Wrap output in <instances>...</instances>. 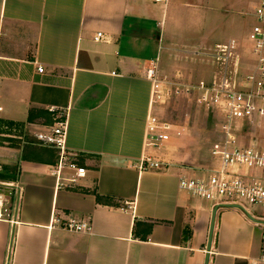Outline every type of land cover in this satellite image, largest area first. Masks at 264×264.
<instances>
[{"label":"crops","instance_id":"obj_1","mask_svg":"<svg viewBox=\"0 0 264 264\" xmlns=\"http://www.w3.org/2000/svg\"><path fill=\"white\" fill-rule=\"evenodd\" d=\"M179 3L0 0V133L13 137L0 138V213L14 216L13 223L0 219V264H258L261 227L238 209H217L207 252L214 206L178 187L179 178L206 170L139 169L143 156L157 158L144 147L151 63L171 80L199 83L215 72L201 58L214 46L187 51L194 30L186 36L176 24L166 31L170 5L178 15ZM184 103L174 99L157 112L184 122ZM50 107L67 110L65 152L85 170L70 186H59L51 171L58 151L32 137L51 126ZM52 215L90 231L50 227Z\"/></svg>","mask_w":264,"mask_h":264},{"label":"built area","instance_id":"obj_2","mask_svg":"<svg viewBox=\"0 0 264 264\" xmlns=\"http://www.w3.org/2000/svg\"><path fill=\"white\" fill-rule=\"evenodd\" d=\"M248 15L254 24L248 33V45L245 48L230 39L224 44L216 45L210 53L202 54L201 58L208 59L214 66L218 63L219 66L218 71L207 81L193 83L182 77L167 79L159 73L157 64L151 63V67L145 72L150 83V98L145 119L144 147L156 153L172 137L180 138L189 132L188 122L175 125L163 120L157 112L158 108L174 99L183 98L189 109L194 108L214 117V140L209 151L213 166L206 170L205 177L179 178L178 187L193 198L208 202L214 207L238 206L244 214L248 213L257 221L264 222L263 216L256 217L244 207L264 210V180L257 174L264 170V149L240 145L238 135L233 131L238 125L242 128L244 124L252 126L255 121L260 124L264 120V0H258ZM100 37L101 34L98 33L94 40L97 41ZM238 48H243V51L246 50L254 57L252 70L247 73L239 74V60L235 55ZM37 73H43L42 67H37ZM47 111L52 120L51 126L32 134V137L39 146L58 151L57 163L51 171L57 175L59 186H70L84 176L85 170L70 160L65 152L67 110L50 107ZM0 138L13 137L0 133ZM161 166L158 158L145 155L140 159L139 169H159ZM1 168L2 163L0 172ZM62 170L67 171L70 176L62 177ZM2 203L0 195V208ZM3 217L14 222V216L8 210L0 213V219ZM256 225L261 227L257 261L258 264H264V224ZM50 227L75 233L90 231L87 223H78L72 219L61 221L53 215Z\"/></svg>","mask_w":264,"mask_h":264},{"label":"rangeland","instance_id":"obj_3","mask_svg":"<svg viewBox=\"0 0 264 264\" xmlns=\"http://www.w3.org/2000/svg\"><path fill=\"white\" fill-rule=\"evenodd\" d=\"M257 1L258 0H181L179 6L182 5V7L180 6L178 15L170 5L165 23L166 31H175L176 24H178V30L186 36L188 33L193 35L192 30H194L196 35L193 36V44H189V47H192L187 51H193L198 44L211 45L215 48L216 44H224L230 38L240 43L243 45V48H245L246 45H248V33L254 24V21L248 14ZM155 21L161 22V13L158 14V19L156 18ZM151 25V28H153L155 22ZM160 28L161 27L158 26L157 32ZM153 30H156V27ZM166 31L165 37L168 39H165L169 41L170 37L166 35ZM205 53L206 52H204L203 55ZM235 55L238 56L239 60V74L247 73L252 70L254 57L241 48H238ZM196 62H202L200 65L197 64L198 68L204 65L203 61L198 59H196ZM216 64L215 67L213 66L215 72L218 71L219 67L218 63ZM179 100L184 101V105L187 106L183 98L175 99L176 102ZM189 110L188 108V111L183 115V121L189 124V132L180 138L172 137L167 144L156 151L157 158L164 166L176 164L181 165V167L197 168L199 171H205L211 166L209 151L211 143L214 140L212 129L214 128L215 118L206 113L204 114L202 111L199 112V115L197 113L198 116L196 115L194 117V114H189ZM176 113H171L172 117L175 114L176 116H180L178 112ZM184 122L175 121L173 123L177 125L183 124ZM244 125L245 126L242 128H239L238 125L236 126L237 129H233L234 133L238 135L239 144L246 147L252 146L264 149V120L260 124L255 121L252 126H248V124ZM262 176L264 177V172ZM190 177L195 178V176ZM244 207L256 217L263 216L264 218L263 209L258 210V207ZM238 211L244 214L242 210L238 209Z\"/></svg>","mask_w":264,"mask_h":264},{"label":"water","instance_id":"obj_4","mask_svg":"<svg viewBox=\"0 0 264 264\" xmlns=\"http://www.w3.org/2000/svg\"><path fill=\"white\" fill-rule=\"evenodd\" d=\"M222 208H232V209H239L238 206L234 205H227V206H221ZM220 208L218 206L214 207L212 214H211V221H210V226H209V233H208V239H207V252L209 251L210 245H211V238L213 234V227H214V221H215V215L217 212V209ZM246 217L253 223L255 224H264L263 221H257L254 219L252 216H250L248 213H245Z\"/></svg>","mask_w":264,"mask_h":264},{"label":"trees","instance_id":"obj_5","mask_svg":"<svg viewBox=\"0 0 264 264\" xmlns=\"http://www.w3.org/2000/svg\"><path fill=\"white\" fill-rule=\"evenodd\" d=\"M15 171H13V173H14ZM15 174V173H14ZM14 174H12V178L14 177ZM8 176V175H7ZM96 200L97 201H105V202H109L110 200L108 199V198H103V197H101V196H98V195H96Z\"/></svg>","mask_w":264,"mask_h":264}]
</instances>
